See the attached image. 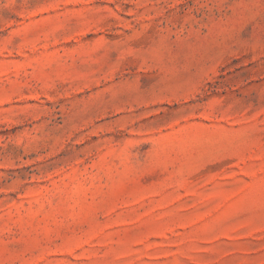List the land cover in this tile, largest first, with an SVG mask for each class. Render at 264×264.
Listing matches in <instances>:
<instances>
[{"label": "rangeland", "instance_id": "rangeland-1", "mask_svg": "<svg viewBox=\"0 0 264 264\" xmlns=\"http://www.w3.org/2000/svg\"><path fill=\"white\" fill-rule=\"evenodd\" d=\"M0 264H264V0H0Z\"/></svg>", "mask_w": 264, "mask_h": 264}]
</instances>
